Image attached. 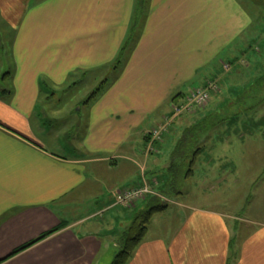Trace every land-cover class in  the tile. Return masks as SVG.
Masks as SVG:
<instances>
[{"label": "crops", "instance_id": "1", "mask_svg": "<svg viewBox=\"0 0 264 264\" xmlns=\"http://www.w3.org/2000/svg\"><path fill=\"white\" fill-rule=\"evenodd\" d=\"M252 6L264 13L257 0H0V264H112L135 220L117 193L145 182L168 205L126 264H264V183L256 184V173L241 176L250 168L244 158L256 156L245 136L238 144L203 137L202 147L211 138L216 145L199 168L204 193L221 199L238 191L231 200L239 199L235 213L243 216L173 199L172 171L182 165L175 148L209 114L173 122L172 153L162 152L167 139L155 154L145 151L177 96L245 58ZM84 90L88 98L66 100ZM232 99L219 103L220 112L234 107ZM247 111L227 124L261 132L254 138L264 146V119ZM195 164L181 180H193ZM151 174L164 182H150Z\"/></svg>", "mask_w": 264, "mask_h": 264}, {"label": "rangeland", "instance_id": "2", "mask_svg": "<svg viewBox=\"0 0 264 264\" xmlns=\"http://www.w3.org/2000/svg\"><path fill=\"white\" fill-rule=\"evenodd\" d=\"M258 2H260L262 6L264 7V1L259 0ZM250 8L254 12L256 24H255V29H254L255 31L253 32L254 37L251 39L252 43L249 46V50H247V54L243 55V57L245 58L243 59L241 57L238 63L236 62L235 66L233 63H229V65L226 67L227 69L226 74L223 78L222 77L213 78V79L208 80L205 85L196 87V88H209L210 89L211 98L209 102L205 106L196 107L192 112H183L181 114H178V113L175 114L174 109H173L172 115L170 117H167L165 121L159 126L165 129V132L163 133V136H162V140L160 142H156L153 144L150 143V141H147L146 149H145V151L147 152L146 153L147 155L155 154L157 151V145L161 142H164L167 139L166 135L170 133V130L173 126V122L175 120L182 119L184 121V118L185 117L187 118L188 116H189L188 118L198 119L201 116L204 117V115L209 114L207 121H205L202 124H199L198 126L187 129L185 133V138H184L185 142H184V139H182L181 141V142H184L186 147H189L188 149L189 152H188L187 157L184 156L186 159L185 162H183L185 160L184 157L179 159V163H181L182 165L180 167L178 166L179 168H177L178 174H181V172L183 174L189 169L188 166L191 164L193 155L195 152H197V149L199 147L202 148L204 153L200 157L199 155H196L197 158L195 159L194 164L196 163V160H197V164H195L196 172L193 177V180H191L190 178H188L187 180L185 179L181 180L179 175L177 177L178 179L172 176V180L170 183L171 186L173 187L172 196H173V199L177 198L176 200H179V202L181 203L199 205L202 207H206L208 209H218L230 215H233L236 211L239 210L237 206L239 199L231 200V198L235 199L238 191H231L230 196L228 195V197H224L221 199L216 198L210 193H204V192H209L210 190H205L201 182L199 181V178L201 177L199 168L202 167L201 164L204 165V163L206 162V155L209 152L210 148L216 145V143L212 141L213 137L223 136L224 139L228 140L229 138V141L231 143L238 144L237 143L238 137L245 136L246 145H249V150L256 151V156L253 158H250V157L244 158L245 162H247L246 166H249L250 168L249 169L242 168L241 176L245 177L246 179L251 178V180H253L255 177H252V176L253 174L256 173V176H257L256 178L258 182L256 184L259 186L264 183V146H262L260 143H256L255 142L256 139L254 138L256 137L257 139H261L263 137V134L259 131H253L252 133L251 132L244 133L241 130V128L243 129V126H242L243 124L241 125V128H240V125L237 126L235 124L234 125L227 124V122L230 121L229 119L231 117H240L241 119H243L244 114L242 115V112L245 110H248L246 114L249 117L264 119V13L257 14L256 8H253V6ZM257 9H258V12H261L262 10V8L259 5ZM263 12H264V9H263ZM7 38L8 36H6L5 39ZM7 49L8 47H6V50ZM0 58L3 62V63H0V69H1L2 65L6 61H4L5 59L3 56ZM98 88L99 87H97V85L93 86L92 83L87 86V89H92L93 92H95V90H97ZM192 90H190L188 93L180 94L179 96H177L174 99L173 107L180 108V107L187 106L188 105L187 97L190 95L189 93ZM86 92L87 90H84L82 95H76L75 99H70L68 97L66 100H68L71 103H76L78 100V97L80 96H85V99H86L91 95L88 93L86 94ZM231 97L234 98L232 100L235 101L234 107L229 106L228 109H225L223 112H220L221 106H219V103ZM75 109H73L72 112H76L77 110ZM201 112L202 113L204 112V113L202 114ZM187 122H189V120ZM159 127H157V129ZM181 127L182 125H180V128ZM205 136H208V137L211 136L212 138L209 141L205 140L204 147L205 146L206 147L204 148L202 147L203 145H201V140ZM229 141H226V142H229ZM224 144H225L224 147L220 148V151L227 152V147H226L227 143H224ZM173 146H174L173 138H168L162 152L164 154H167L168 152L172 153ZM177 150L178 149L175 148V151ZM240 166L243 167L245 166V164H240ZM159 175L151 174L150 176L151 178L149 181L156 183L158 179H160L162 182H164V179H165L164 175L163 174H159ZM211 176L213 177L216 175H211ZM145 184H148V186L150 187V193L147 195L146 199H148V197L153 195L158 198L156 199L159 203H163L162 201L163 197L160 196L161 194L158 195L157 193H155L153 186L149 182H145L144 185ZM186 186H187V190H186ZM245 187H246V184H245ZM125 189H131V188H124V190ZM134 189H137V188H134ZM174 190H176V192ZM178 191H182L183 193L191 191L193 196L191 199H188L186 196H179V194L177 193ZM244 192L245 190H241L242 194ZM143 202L144 201L137 203L136 208L134 209H137L140 206V204H142ZM150 203L151 204L147 203L145 205H142L140 208L136 210L135 213L139 214L140 212L149 209L150 207L153 206V202L150 201ZM159 203H156L154 205H158ZM170 207L172 208V206ZM123 209L131 211L129 213L133 215L135 219L136 214L132 212L133 208L124 207ZM263 212L264 210L262 209V213ZM262 213L261 214L259 213L258 216L263 217L264 213L263 214ZM235 214L243 216V210ZM172 222H169L168 220H164L162 222V225L164 224L171 225ZM158 225L161 226L160 223H158ZM130 226H131V223L128 225L127 228H129ZM159 233L161 234L162 232L159 231L158 234ZM166 238L167 237H165L164 239Z\"/></svg>", "mask_w": 264, "mask_h": 264}, {"label": "trees", "instance_id": "3", "mask_svg": "<svg viewBox=\"0 0 264 264\" xmlns=\"http://www.w3.org/2000/svg\"><path fill=\"white\" fill-rule=\"evenodd\" d=\"M259 1V0H258ZM264 1V0H261ZM185 142V139H184ZM184 142H180L179 146L177 147V151L175 152L174 156L179 160L182 157H187L189 152V147H186ZM183 146V148H182ZM182 148V149H181ZM198 153V152H197ZM184 157V159H185ZM196 159V153L193 155V159L191 162V166L194 165V161ZM186 159L184 160V162ZM190 166V169H192ZM187 175L186 177H189L188 171H186ZM173 176L178 179V175L181 177L182 174H178L177 170L172 171ZM153 206L149 209L140 212L135 217V220L131 227L128 229L126 233H124L122 239H121V250L114 258V261L112 264H126L130 258L134 255L136 250L140 247L142 244L147 232L148 228L150 226L152 218L160 213H163L167 209V204L159 203L158 201H152ZM156 203H159L158 205H154ZM151 204V203H150ZM63 227H59L58 229L52 230L48 233H45L41 237H39L37 240L17 249L12 257L19 255L20 253L30 249L31 247L35 246L36 244L48 239L52 235L59 232Z\"/></svg>", "mask_w": 264, "mask_h": 264}, {"label": "built area", "instance_id": "4", "mask_svg": "<svg viewBox=\"0 0 264 264\" xmlns=\"http://www.w3.org/2000/svg\"><path fill=\"white\" fill-rule=\"evenodd\" d=\"M187 97L188 105L185 107H174L175 114H181L183 112H192L196 107L205 106L211 96L209 88H194ZM165 129L159 127L150 132L148 139L150 143L160 142L162 140L163 133ZM150 193V187L148 184L143 185L137 189H123L117 193V203L120 207L126 208H136V204L145 201L147 195Z\"/></svg>", "mask_w": 264, "mask_h": 264}]
</instances>
